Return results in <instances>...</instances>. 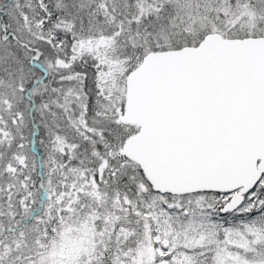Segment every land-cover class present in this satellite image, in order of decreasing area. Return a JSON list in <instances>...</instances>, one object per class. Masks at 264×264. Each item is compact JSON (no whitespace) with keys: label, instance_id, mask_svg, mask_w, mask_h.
<instances>
[{"label":"snow or ice","instance_id":"obj_1","mask_svg":"<svg viewBox=\"0 0 264 264\" xmlns=\"http://www.w3.org/2000/svg\"><path fill=\"white\" fill-rule=\"evenodd\" d=\"M0 264H264V0H0Z\"/></svg>","mask_w":264,"mask_h":264}]
</instances>
